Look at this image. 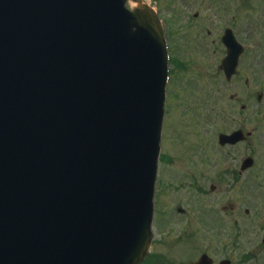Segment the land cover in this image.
Masks as SVG:
<instances>
[{"label": "water", "instance_id": "95a60500", "mask_svg": "<svg viewBox=\"0 0 264 264\" xmlns=\"http://www.w3.org/2000/svg\"><path fill=\"white\" fill-rule=\"evenodd\" d=\"M127 1L0 0V264H138L149 250L168 59L155 10L141 0L129 10ZM115 25L126 33L127 59L112 39ZM223 41L230 77L242 47L230 29ZM118 101L135 112L116 128L124 129L121 142L109 131L113 144H89L108 170L74 163L69 129L92 132L94 116H108L111 127ZM242 138L238 131L220 142ZM42 191L70 213L39 208L30 197ZM142 214L145 235L132 254L126 240L135 232L125 243L123 236Z\"/></svg>", "mask_w": 264, "mask_h": 264}, {"label": "rangeland", "instance_id": "374dc122", "mask_svg": "<svg viewBox=\"0 0 264 264\" xmlns=\"http://www.w3.org/2000/svg\"><path fill=\"white\" fill-rule=\"evenodd\" d=\"M147 1L165 18L169 31L183 29V45L188 47L183 46V55L177 58L183 56L187 67L184 72L173 76L168 87L161 157L170 156L171 162L161 158L157 184L159 204L156 220L168 217V225L177 220L174 223L177 227L171 233H163L160 228L156 233L160 238L154 249L157 254L169 251L181 255L182 244L173 242L183 237L179 227L183 216L178 209L184 208L185 203L200 201V195L190 190L194 183L208 189L219 180L215 176L213 157L210 160L217 151V132L243 121L235 109L236 106L238 110L242 103L253 108L249 128L254 127L257 132L254 138L234 147L232 153L250 154L255 163L235 181L234 177L228 176L226 182L216 185L217 189L223 187L225 193L215 195L219 203L232 202L239 191L246 189L249 202L258 208L264 207V0H181L183 11L178 19H173L170 7L174 6L171 2L178 0ZM130 6H133L131 2ZM227 26L234 27L237 37L248 47L240 61V74L230 82L218 69L225 55L219 37ZM175 33L180 36L179 30ZM197 50L203 55L195 56ZM172 68H175L174 63ZM247 73L250 76L248 86L245 82ZM261 92L263 96L259 100ZM233 94L237 96L236 102L231 100ZM256 108L258 111L254 110ZM223 113L229 118H224ZM225 122L231 125L226 126ZM214 196L209 197L213 202L216 201L212 198ZM203 197L205 199L206 195ZM256 214L252 219L259 221L262 211L258 209Z\"/></svg>", "mask_w": 264, "mask_h": 264}, {"label": "flooded vegetation", "instance_id": "af4514ba", "mask_svg": "<svg viewBox=\"0 0 264 264\" xmlns=\"http://www.w3.org/2000/svg\"><path fill=\"white\" fill-rule=\"evenodd\" d=\"M245 119L249 120L250 116ZM232 148L220 147L227 152L217 155L215 162L220 178L234 172L242 162L243 158L230 153ZM220 192L225 193V189L220 187L212 194ZM239 194L241 200L238 202L219 203L215 195L216 201L212 203L186 204L181 225L183 237L173 241L182 244V254L169 251L157 254L154 243L149 256L151 264H264V243L258 236L250 234L251 219L245 218L251 215L248 208L251 203L245 199L244 192Z\"/></svg>", "mask_w": 264, "mask_h": 264}, {"label": "bare ground", "instance_id": "6f19581e", "mask_svg": "<svg viewBox=\"0 0 264 264\" xmlns=\"http://www.w3.org/2000/svg\"><path fill=\"white\" fill-rule=\"evenodd\" d=\"M120 26L115 25L112 29H110L112 33V39H114L115 43L121 44L122 45V50L119 49V54L122 58L127 59V54L125 52V47L123 45V39L126 35V33H122V31L119 30ZM131 31L135 34H138L137 29L134 25H131ZM122 42V43H120ZM116 46L115 44H113ZM136 61V60H134ZM61 101H66V99L62 98L60 99ZM60 100H56V102H60ZM135 99L131 98L130 102H134ZM119 103V101L117 102ZM111 111H113L110 115L112 119V125L109 127V122L108 116H103V120L100 118V116H94L88 120L90 122L89 129L92 130V132L88 131V128L85 127L84 131L85 133L77 132L75 127H71L69 129L68 135H67V142H68V148H70L72 151H74L77 154V157L73 158L74 163H78L80 161L79 157L84 160V164L86 161L90 162L94 167L102 170H108L109 164L108 163H99L97 162L99 157V153L97 151H94L92 148H89V144L92 142L94 146L99 147L105 145V143L108 144H113L118 141L121 142L122 134L124 132V129L121 128L119 131L116 130V128L120 127L121 124H125L126 122L129 121V114L130 113H135L131 111L130 109H125L122 106H120V103L113 107V109L110 107L109 108ZM42 114L39 116L41 120H45L51 110L47 109L46 111H41ZM53 113V111H52ZM109 131H113V143H110V138L106 135ZM65 139V137H64ZM150 168L149 165H146V162L144 161L141 165L140 171L145 169L142 172V175H145L146 171H148ZM42 186V185H41ZM10 187L11 189H15L18 187V184L14 181H10ZM43 192V191H42ZM44 194H38V195H31L30 200L34 202L39 208L44 205V206H49L50 210L47 211H52L54 215H67L69 214V210L66 211V206L64 205L63 202L59 201L58 195H53V200H50V196L48 195L47 192H43ZM64 198L68 197L67 195H62ZM144 224H145V217L142 214L141 219L137 225H135V228H129L128 232L126 233V236H123V242L125 243V240L128 236L133 234L134 240L130 237L126 240L127 244L130 245V252L133 254L135 253V250L140 248V246L143 243V235H145V229H144Z\"/></svg>", "mask_w": 264, "mask_h": 264}]
</instances>
